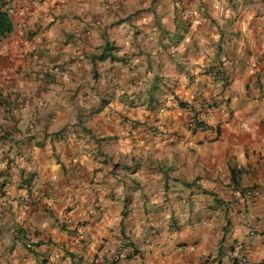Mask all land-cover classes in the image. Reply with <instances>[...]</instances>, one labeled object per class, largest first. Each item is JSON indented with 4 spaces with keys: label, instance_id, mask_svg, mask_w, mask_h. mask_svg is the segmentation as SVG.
Returning <instances> with one entry per match:
<instances>
[{
    "label": "crops",
    "instance_id": "1",
    "mask_svg": "<svg viewBox=\"0 0 264 264\" xmlns=\"http://www.w3.org/2000/svg\"><path fill=\"white\" fill-rule=\"evenodd\" d=\"M4 3L0 264H264V0Z\"/></svg>",
    "mask_w": 264,
    "mask_h": 264
},
{
    "label": "built area",
    "instance_id": "2",
    "mask_svg": "<svg viewBox=\"0 0 264 264\" xmlns=\"http://www.w3.org/2000/svg\"><path fill=\"white\" fill-rule=\"evenodd\" d=\"M216 70L213 69L211 75L213 78H217V75H216ZM200 106L202 108H211L212 107V104H210L209 101H203L202 103H200ZM191 113V117L188 119V122H187V125L189 128L191 129H195V128H204L205 129V126H202V122L200 121V117H199V111H197L196 109H194V111H190ZM248 194H251L252 191L249 190L247 192ZM28 195L27 194H24L23 196H20L19 198V202L22 203V204H25L29 199H28ZM125 256V254L121 251H118L116 254H114L112 256V258H110L108 261H106V264H113L114 262L118 261L121 257ZM243 262H246L247 259L243 258L242 260Z\"/></svg>",
    "mask_w": 264,
    "mask_h": 264
},
{
    "label": "trees",
    "instance_id": "3",
    "mask_svg": "<svg viewBox=\"0 0 264 264\" xmlns=\"http://www.w3.org/2000/svg\"><path fill=\"white\" fill-rule=\"evenodd\" d=\"M5 3L4 0H0V37H6L8 36L14 29V23L12 21L11 15H10V10L9 8L4 7ZM113 47H109L108 45L105 47V52L102 57H106L111 55L109 51H111ZM216 70V75L218 78H221L222 71L218 66H214L212 68Z\"/></svg>",
    "mask_w": 264,
    "mask_h": 264
}]
</instances>
